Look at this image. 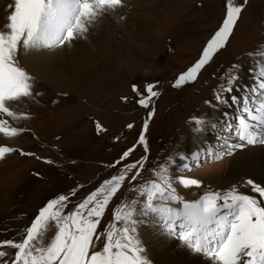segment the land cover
<instances>
[{
    "label": "snow or ice",
    "instance_id": "obj_1",
    "mask_svg": "<svg viewBox=\"0 0 264 264\" xmlns=\"http://www.w3.org/2000/svg\"><path fill=\"white\" fill-rule=\"evenodd\" d=\"M246 5L247 0H226L221 21L199 57L174 78L171 87L181 88L199 78L234 37ZM124 7V0H13L6 6L0 29V134L11 138L27 131L12 122L30 119L32 113L15 106L43 95L22 57L69 49L106 21L123 20ZM246 54L256 57L248 66L250 83L242 82L243 66L232 63L204 101L212 109H222L220 118L215 122L189 118L194 133L205 132L206 124L212 131L221 130L216 146L205 137L194 149L173 153L161 148L153 154L149 126L155 115L153 101L161 94L159 81L131 84L132 102L146 109V116L133 141L104 165L111 169L109 175L75 201L82 184L54 192L29 224L14 237L0 240V264H152L141 230L169 243L176 241L178 251L202 255L208 264H264V181L245 173L241 181L218 189L189 175L209 159L264 147V51ZM121 99L129 102L128 96ZM229 108L236 109L234 120L229 119ZM135 127L132 122L125 125L129 131ZM95 128L107 132L99 121ZM111 138L120 142L126 133ZM14 152L44 159L35 152L0 145V159ZM240 166L253 167L247 159ZM35 175L40 177L39 172ZM193 188L197 198L182 195L181 189Z\"/></svg>",
    "mask_w": 264,
    "mask_h": 264
},
{
    "label": "rangeland",
    "instance_id": "obj_2",
    "mask_svg": "<svg viewBox=\"0 0 264 264\" xmlns=\"http://www.w3.org/2000/svg\"><path fill=\"white\" fill-rule=\"evenodd\" d=\"M124 2L121 10L124 19H114V33L107 38L111 40L102 39L99 47L86 40H80V46L73 45L68 54L71 58V62H67L69 68L59 71L58 81L47 83L40 77L33 65L38 52L22 57V64L36 78L43 95L38 100L15 106L17 110L32 113L30 119L12 122L13 126L27 131L11 138L0 134V145L35 152L36 156L50 159L52 163L15 152L0 159V240L14 237L29 224L38 208L54 192L82 184L84 188L77 190L75 201L109 175L111 169L104 165L133 141L146 116L147 110L132 102L131 84L159 81L161 94L153 101L155 115L149 126L152 153L161 148L165 152L180 153L194 149L197 141L204 139L201 137L204 132L191 131L195 125L190 117H204L209 122L220 118L222 109H212L204 103L219 83L218 77L232 63H239L243 66L240 76L244 82L248 66L256 59L246 53L264 51V0H247L227 47L205 67L195 82L181 88L171 87L174 78L199 57L221 21L226 0ZM0 17L2 29L6 16L1 8ZM80 52L86 55H79ZM94 65L101 66L100 77L82 84L85 72L81 69ZM123 96H128L129 102L123 101ZM232 110L227 111L235 114L236 109ZM235 116L229 119L234 120ZM97 121L107 132L96 131ZM130 122L136 127L129 131L125 125ZM205 130H210L207 124ZM117 133H126V138L114 142L111 137ZM220 134L221 130L217 129L207 141L216 146ZM231 158L209 159L189 175L213 188L227 189L243 178L228 175L227 165ZM197 191L195 188L181 189L188 199L197 198L193 194ZM148 236L161 237L144 230L140 232L146 255L152 261Z\"/></svg>",
    "mask_w": 264,
    "mask_h": 264
},
{
    "label": "bare ground",
    "instance_id": "obj_3",
    "mask_svg": "<svg viewBox=\"0 0 264 264\" xmlns=\"http://www.w3.org/2000/svg\"><path fill=\"white\" fill-rule=\"evenodd\" d=\"M13 2V0H0V8L1 10H5V16L7 15L6 6ZM1 18V17H0ZM116 18H112L108 21H106L104 24L98 26L96 30L92 31L90 36L92 38V41L86 40L88 43L92 42V44L97 45L98 47L101 46V41L106 40L110 41L111 39H107L108 35H111L114 33L113 28V21ZM3 20V19H1ZM132 25V24H131ZM103 44V43H102ZM75 46H80V40L77 41ZM69 49L65 50H57L55 52H46V53H37L36 57H34L33 65L35 69L40 74V77L43 79V81L47 83H53L55 81H58L61 76L58 74L59 71L62 72V70L67 68V62L71 59L69 57ZM79 55H86L84 53H81ZM32 61V60H31ZM95 59L93 60V62ZM71 62V60H70ZM69 62V63H70ZM69 65V64H68ZM101 65V64H100ZM92 66V67H86L84 69H81V71L85 72L84 77L82 78L81 83H91L95 79L100 77V69L101 66ZM69 68V66H68ZM67 68V69H68ZM34 69V70H35ZM97 73L95 74V72ZM245 75V74H244ZM249 76L250 72L248 71L246 75L244 76L243 83L247 85L249 83ZM41 79V80H42ZM235 108H229L227 110H232ZM233 112V110H232ZM237 114L236 112H234ZM231 114V115H235ZM214 131L212 130H205V132L201 135V137H204L203 140L199 139L197 141V145H200L202 141H205V137L209 138L212 136ZM217 141V139H216ZM243 155H237L232 156L230 161H228V172L229 176L231 177H244L245 173L248 175L254 176L257 181H264V167H261L262 164H264V147H261L259 145L252 146L249 149L242 150ZM247 159L250 161L253 165L252 168H242L241 161ZM148 241L150 242V257L154 264H208L207 258L203 257L202 255H195V254H189L186 250L185 251H178L176 248L177 242L171 241L170 243L167 242V238L161 237L158 239H152V237L148 236Z\"/></svg>",
    "mask_w": 264,
    "mask_h": 264
}]
</instances>
